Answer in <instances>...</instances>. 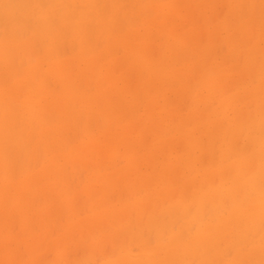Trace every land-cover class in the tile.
<instances>
[{"label": "bare ground", "instance_id": "bare-ground-1", "mask_svg": "<svg viewBox=\"0 0 264 264\" xmlns=\"http://www.w3.org/2000/svg\"><path fill=\"white\" fill-rule=\"evenodd\" d=\"M103 1H106L105 3H106V6L108 7V5H107L108 0H0V28H2L4 25H6L5 28H7V31H5L2 34V36L0 37V66L2 67L3 64L4 65L6 64L5 65V68H6L8 65L9 66L8 70L10 69L11 71H13L12 73L14 74V76H16L15 73L18 74V71L15 69L16 66L14 64L16 62L14 63V59L17 60V58H19V57H21V59L23 57H26V56H24L23 53H21V54H23V57L21 55L16 56L17 52L20 50H23L28 44L31 45V43H33L34 40H35V42L33 43L34 45H35V43H38V42H36L37 41L36 39H38V38L41 39V36L38 37V34H36L37 31H40L39 34H43L45 37H48V39L51 40V41L49 40L50 42L54 43L56 41L54 43V46H53V48L56 49L55 44L58 43L57 41L60 42L59 38L64 37V35L68 36V33H70L72 29L74 30L76 27L81 29V28H83V26H86L85 28L87 30L88 24L86 25V23L90 22L89 20H91V21L93 20L92 18L94 16L92 18H91V16L94 15L95 12H98V11L101 12L102 11L100 6L103 7V11H104L106 6H102L103 4L102 5L100 4ZM111 1L114 2V0H111ZM111 1H110V3H111ZM115 1L116 2H114V3L112 2V6L110 7L112 9H110L108 7L111 11L113 9H116L117 7L119 9V5H117V3L119 4L121 1L120 4H122V1L124 2V0H120V1L118 0L119 2H117V0H115ZM244 1L245 0H243V1L235 0L233 2V0H231L232 3H230V4L231 5L233 3L238 4L237 9L242 8V7L244 8ZM250 1H251V4H254V3H252V0H250ZM189 2H195V1L194 0H184L183 4L186 5V3L188 4ZM77 3H86L87 6H85V9L87 8L86 9L87 11H85V10L82 11L79 8L80 4L78 6ZM138 3L142 4V2H140V0H138ZM4 4L13 5V7L5 8L3 6ZM37 4H40V5H59V6H63V7L48 9L47 10L48 15L51 17V19H49L47 22H44V23H38V18L40 16V10L36 9V8L23 7L25 5H37ZM126 5L127 4H124V5L122 4V6H126ZM109 6H110V4H109ZM142 6H143V4H142ZM131 7H133V6H131ZM134 7H135V5H134ZM99 8H100V10H99ZM121 9H124V8L122 7ZM121 9H119V10H121ZM207 9H208V6H207ZM258 9L259 8L257 6V10ZM119 10H117V11H119ZM126 10L127 9L122 10V11H124V13H125ZM135 10H133V11L131 10L133 12L132 13L133 18H136V17H134V14L136 11H137L136 14L139 13L138 10H136V11ZM139 10L141 11L140 13H142V9L140 8ZM163 10L164 9H162V11ZM174 10H177V8H174ZM198 10H199V8H198ZM253 10L256 11L255 7ZM109 11H107V13ZM242 11L244 12V10H242ZM105 12H106V10H105ZM105 12L102 13L104 15H102V14H101V16L99 15L100 20H102L101 18H103L105 16ZM113 12L111 14H108V16L112 15ZM144 12L146 13V10ZM240 12H241V10H237L235 12V14H233L234 16L236 15L235 18L238 19V17H239V22H240L239 26L241 29L239 28L238 32H241V30L243 31V28H244L243 27L244 26L243 18L247 15V13L245 15V13L243 14L242 12L241 13ZM128 13H130V12H128ZM140 13L137 14L138 16L135 14L138 19H139V16H141V15L143 16V14H144V13H142V14H140ZM151 13L152 12L150 10V15L148 16V14H149L148 13L145 15V19L143 18L144 19L143 24L146 25V28L144 29V31H145L144 35L142 34V31L138 30V28L144 27L143 24H140L137 22H136L137 25L135 24L134 27L132 26V29L127 26L128 31L124 32V30H122L120 27L121 24L119 23L120 22V19H119L120 15L119 16L114 15L115 17L112 15L114 18L118 17L117 20H114V19H112V20L109 19V21L107 20L106 24H109L111 28L109 27V25L107 26L105 24V25L101 26L100 29L98 28V30L96 31L98 36H99L98 37L99 40L104 39V42H102V43H105L106 42L105 39H106L107 43H108V47L113 48L112 51L116 52V53L112 54V57L118 58L117 64L121 63L120 66L122 65V70H123V68H126L125 62H128V63L131 62V65L128 69L134 70L133 72H135V70H136L142 75L141 77L144 78L143 84H142L144 89L148 87V85H147L148 83L144 82L145 77L147 78V75L150 76L151 78H153L154 80H156L157 83H160L159 81H161V82L165 81L166 78H168V79L171 78L172 75H170L169 73L166 74V76L160 75V74H162V68H163L161 66L162 64L160 62L161 61L163 62L165 60V61H168V64H169V62L171 63V56L173 57V54H175L174 56H176V54L182 53L184 48H186L185 44L178 45L179 40H182V38L177 39L176 34H173V32L171 30H169V38H167L168 40L166 42V48H167L166 52L162 51L161 55H160V58L162 57V59H164V60L160 59V62H159V61H157L158 59L157 60L151 59L149 56L150 52L148 53L149 46H150L149 40L152 38L151 36H153L156 33V32H154V34H152V35H150L152 32L149 33V31H151V29H152V28H150V26H151L150 24L156 20V18H151V17H153V14H151ZM229 13H231V12L229 11ZM229 13L227 14V17L229 15ZM256 13H257V11H256ZM98 14H100V13H98ZM132 14H130V15H132ZM241 14H243L244 17ZM248 14H249V12H248ZM254 14H253V16H254V19L256 21L258 18L256 19L255 18L256 15H254ZM125 15L126 16L129 15V14H127V11H126ZM129 16H128V18H129ZM165 16H168V14L166 13ZM89 17H90V19H89ZM96 17H98V16H96ZM229 17H231V16L229 15ZM128 18H126V20H129L132 17H130L129 19ZM250 18H251L250 20L252 21L251 16H250ZM132 19H131V21H132ZM259 20H260L259 23L261 22V24H262V20L261 19H259ZM102 21H104V20H102ZM116 21H119L118 22L119 24H117ZM225 21H226V19H225ZM114 23H116V24H114ZM128 23L130 24V22H128ZM134 23H135V21H134ZM169 23H171V22H169ZM224 23H227V21ZM89 24H91V23H89ZM138 24H139V27H138ZM93 25L94 24L92 23L91 25L88 26V28H90V27L93 28ZM117 25H119V26H117ZM97 26H98V24H97ZM104 26H106V27L104 28ZM124 26H125V24H124ZM102 27H103V29H102ZM229 27L230 26H228V28ZM95 29L96 28H94V30ZM111 29L114 30V32L110 31ZM28 30H32V32L35 33V38L36 37H38V38H36V39L34 38V40L31 39V41H29V42L28 41L27 42H20L21 40H24V39L22 37L17 39L18 33H19V35L22 34L25 38L24 32L26 31L25 33H27ZM1 31H3V30L1 29ZM77 31L79 32V30H77ZM115 31H117V33L119 32V35L115 34ZM21 32H23V33H21ZM81 32L83 33V31H81ZM165 32L160 33V31L157 30V33H159L161 35L165 34ZM218 32L222 33L223 28L221 27L218 30ZM73 33H71V36H73ZM82 33H81V37H82ZM86 33L87 32H85L84 35H87ZM90 33L91 32L89 31V34ZM228 34H230V33L228 32ZM0 35H1V33H0ZM104 35H106V37ZM115 35H117V36H115ZM161 35H159V36H161ZM136 36H138V39L136 38ZM167 36H168V32H167ZM76 37H74V42H75ZM154 37L155 36H153V38ZM157 37H155V38H157ZM221 37H222V35H221ZM95 38L97 39V36ZM153 38H152V40H153ZM224 38H225V40H227L229 45H232L233 43H235V41H234L235 38L232 35L224 37ZM47 40L45 39L44 44L48 43ZM71 40L73 41V38ZM71 40H70V45H71L72 51L73 52L77 51L74 49V44L76 42L75 43L73 42V44H72ZM87 40L84 41L85 43L81 44L82 47L80 46L81 49H84L83 51L80 50V51H82L81 55H83V53H85L84 51H86V52H88L89 55H91L93 60L99 58V62H100L99 69H97V67H96V69L98 70V72L96 73V75L98 74V76H96V77H98V80H96L94 82V84L97 82V84L94 85L96 88V93L92 94L91 91H89L90 88H91V90L93 89V86H92L93 82L90 84L87 81H88L91 73H93L91 76H94L95 74L93 71L92 72L90 71L91 73L88 71L90 74L87 73V67L83 66L86 64L88 65L87 60H86V62L82 61L84 64L82 66H79L78 69L74 68L73 70H70V72L68 69L69 68L68 64L62 63V61H60L58 63L56 61L51 62L50 59L54 60L53 59L54 57H55V60L58 59V56L62 57L61 53L58 52L59 48L56 49V51H55L56 53L53 52V50L51 48L52 54H51V52L49 53V54H51V56H50L51 58L50 57H49V59L46 58L47 59L46 61H48L47 62L48 70L45 73V75L43 74L44 75L43 78H41L42 75H39V73L43 69L42 64L46 61H43V62L41 61L40 63L37 64V66L31 65L32 63H34V62H32L33 58L31 56L32 60H30L31 59L30 56H27V58L30 61H27L26 64H28V62H30L31 64L30 63L29 64L31 66L22 74V75H24L23 78H25L26 81L22 80V81H18V83L16 81V84H14V86L5 87V88H7L5 92H2L0 90V110L3 109V115H4V117L0 121V261L16 260L19 258L24 259L23 256L21 258V254L19 252V251L24 250V249H25V251H28V253H29V258L27 260H40L41 259V257H42V256H40L41 254L38 253L36 251V248H35V242H36L35 238L36 237L34 234L35 231L38 232L39 230L38 229L34 230L35 228H33V227L35 225H38V226H42L44 228L43 225L46 223V221H49V220H47L48 217H47V219H44V218H46L45 216L48 215L51 218L54 217V215H55L54 210H53L54 214L49 215V213H51L52 207L54 206V202L56 203L57 206L59 205V199H58L59 194L55 193L56 184L54 183V181L58 180V177H60V175L63 176V174L67 173L66 170H68L69 166L72 165L73 168L76 169L77 173H78V169H80V168H82V170L87 169L86 171H89V173H90L89 175L87 174L88 179L86 181V185H85L84 190H83V195H85L87 197V202L89 200L92 203L93 213H94L92 217L86 219L85 221L78 218V217H80L79 213L74 212V211H77L76 208L78 206L72 207L71 206L72 204L70 205L71 202L69 200V198H70L69 196H71V195L67 192L68 188H70L69 184L70 185L72 184V186H74L73 184H75L74 183L75 181H74V179L71 181L69 179V176L67 177L68 179L64 178V176L62 177V179L60 178L61 181L64 179L68 180L67 181L68 184L66 182V184L68 186L64 187V189L61 191L60 196L64 199V203L70 205V207H71L70 209L69 208L64 209V207H62V208L58 207V208H60V209H58V210H60V212L58 211L57 215L55 216L57 219L60 218L57 221H60V220L63 221L62 214L63 213L66 214L68 211H70L69 212L70 214L67 215V219H69V221H68L69 223L68 224L66 223L67 225H65L61 230V231H63L61 239H62V241L64 240V242L69 246L71 245V242L72 243L74 242V246L76 245V248H80V247L82 248L83 247L84 253L87 254V255L83 254L85 256L83 257V259H81V261L75 260V258H73L74 262L92 261V256L96 257V255H99V253H100V258L99 259L97 258L93 261L135 260V261H142V262H144V264H184V262H190V260H193L191 262H195L199 258H202L203 262H212V261L218 262V261H226L225 258L229 257V251H231L234 255V257L230 260L250 259V260H255V261L259 262V260L261 259L260 236H261V220H262L261 194H260V175H261L260 164L258 165L259 167L255 171L254 176L251 177L250 173H249L252 170V168L250 170V167L252 164V162H251L252 158L255 155H257L259 160H261V151H260L261 150V116L258 117L259 115L258 116L256 115L258 120L256 121V123H254L255 124L254 127H252V129L249 128L250 130H248L247 133L245 132L246 136L248 137V140L255 139V141H254L255 147H257L258 148L257 150H259V151L255 152V154H253L251 157L247 158L245 152H242L241 150H239L242 152L241 153V152L233 149V147H234L233 143L230 145H227L228 143H225L228 148L227 149L226 148L221 149V151H223L221 153L222 156L220 157L221 162L219 163V166L217 167L218 170L215 172L217 175H219V178H218L219 180H217L216 183L213 181L214 177L212 176V173H209V172L205 173L204 170H202V168L194 167V163L192 161H190L191 155L188 157V155H187L188 152L186 153V151H184L185 153L182 152V154H184V155L186 154L187 156L185 155L182 157L181 155H179V156H181V158H179V156H178L179 160L177 158H176L177 160H174V159L172 160L170 158V159H168V162L166 161L167 159L165 160L166 162H162L163 160L161 158L162 161L161 160H160V162L155 161L156 163H153L151 161H148L149 160L148 158H147L148 160L145 158L148 161V163L149 162L151 163L149 165L152 166V164H154V169L152 168L154 171L152 170L153 173H152V171H151V173H152V177H154L157 181V185H158L157 188L158 189L155 188L156 190H153L154 192L150 191V190H152V189L148 188L149 184H150V177H149L150 173L148 174L149 176H147V174L146 175L143 173L141 174L142 169L140 170V168H138V170L140 171V174H141L139 179H140L141 183L143 184V187H145L147 189V193L145 192L146 195H143L142 198L138 199L133 204H131L129 202V201H131L132 197L130 198V200L128 198L127 199L128 201H120L119 202V200H118V202H117L118 204L110 203L109 205L102 203V201H100V200L95 199L96 195H94L93 189H92L95 187H93V186L100 184V185H102V187H104L103 189H106L109 186L112 188L114 186V184H115V186L117 184L119 185V183H116L117 179L115 176H116L117 172L119 173L121 170L113 173L111 171V169H113V167L116 168V164L119 162V160L121 158L126 159V161H127L126 165L128 168H131L132 166H134L135 164L138 163L137 159H135V156H137L138 154L132 156V155H129V152H128L129 144H131V143L135 144L138 139H134L135 137H133L132 135H130V136H132L133 138L131 137L132 139L131 138L129 139L128 138L129 135L126 136L127 132H125V131L120 132V133H119L120 130L119 131L118 130L113 131L114 121H112V119L106 118L110 114V113L107 114V112H106V114H107L106 117L104 116L105 113H101V116H103L106 119L105 120L106 126L105 125L104 126L107 127V130L104 133H102L99 137H97V138L91 137V133L86 132L87 140L83 141V142L81 141V143H79L78 139L75 138L77 136L74 137V134L77 132H74V134L69 133V134H72L71 137H69V135L67 134V130L70 128V126H73L72 124L74 122H75V125H78V123H79L78 120H80V118L82 116L83 117L88 116L92 119V121L94 120L93 123L95 122V120H96L95 118L97 117V115H99L98 114L99 111H98V113L96 111V107H97L96 103L100 98H103L102 101L100 100L101 101L100 104L102 105V103L106 101L104 99L108 96L107 92H103L104 91L103 90V88H104L103 80H108L109 84H111L112 86H117V84H118L117 78L114 76V72H116V71H113V69H104V65L107 66L105 64L106 62L101 63L104 59H107L106 54H108V53L105 52L106 53L105 54L103 51L104 54L101 53V54L96 56V54H95L96 52H94L93 50L87 51L88 46H89L88 45L89 42ZM91 41H92V39H91ZM97 41H98V39H97ZM40 42H42V40H40ZM81 42H83V41L81 40ZM184 42H187V39ZM96 44H98V43H96ZM36 45L38 46V44H36ZM36 45H35V48H37ZM43 45H41V46H43ZM50 45L51 44H49L48 46H50ZM90 45H91V43H90ZM105 45H106V43H105ZM241 45L244 46V44H241V43H240V46H238V44L236 43L235 46L232 48V51H237V52L240 51ZM97 46L95 45V47H97ZM118 46H121V48ZM43 47L41 49H43ZM92 47L93 46H91L90 48H92ZM27 48L29 49L30 47H27ZM119 48L121 51L119 50ZM39 49H40V47H39ZM97 49H98V47H97ZM114 49H116L117 51H114ZM51 50H49V51H51ZM66 50H64V51H66ZM122 50L124 51V55L119 58L118 56L120 54L118 51L122 52ZM252 50L253 49H251V48H246V49H242L240 51L242 53L241 55H244L246 57L245 62H247V63L250 62ZM25 51H27V49ZM25 51H23V52H25ZM188 52H189V50H188ZM41 53L42 52H40L39 55L37 54L38 58L40 57ZM47 53H48V51L46 52V56H47ZM54 53L57 56V58H56V56H54ZM64 53H66V52H64ZM185 53H186V51H185ZM88 54L85 53L84 54L85 57H88L89 56ZM257 54H259V53H257ZM81 55H79V58L82 57ZM104 55H106V56H104ZM192 55H195V54H192ZM103 56L105 57L104 59H103ZM108 56L110 58L109 54H108ZM180 56L178 55V57H180ZM185 57H187V56H185ZM257 57H258V55H257ZM41 58H42V56H41ZM24 59L25 58H23V60ZM23 60H21L22 63H19V64L25 68L26 65L24 66L25 63ZM75 60H78V56L76 57ZM184 60H186V59L184 58ZM64 61L68 62L67 60H64ZM89 61H90V59H89ZM92 61H91V63H92ZM165 61H164V63H165ZM122 62L124 63V67H123ZM78 63L80 64L81 62H78ZM44 64H46V63H44ZM75 64H77V62L74 63V66H76ZM178 65H180V64H178ZM27 66H29V65H27ZM72 66H73V64H72ZM120 66L117 65L118 68L117 67L116 68L118 70H120L119 69ZM18 67H20V66H18ZM107 67H105V68H107ZM252 67H254V66H252ZM92 68H93V65H92ZM170 68H172V67H170ZM219 68L220 67L216 68L218 73H219L217 78L208 81L203 86L204 89L207 91V93L206 94L204 92L203 93H196V95H195L196 101H193V102L194 103L197 102L198 108L196 111H193L191 114L192 119L194 118L193 115L194 116L199 115V113H201L200 107L202 105H205L206 103L208 104L211 101V99L214 98V95L217 92L220 91L222 94L225 95L226 98L224 101H222V104H221L219 110L217 111V114H212L210 112V109H209V114L211 113L212 116L209 115V117L207 119H205V117H202V119L200 118L201 121H200L199 125H201V126L205 125L207 128L210 129V133H209L210 136L209 137L211 138V141L213 140V138L217 137V136L214 137V135L212 136V133L215 131V129L213 131V126L218 122V120H216V118L220 114H221L220 116H222V115L226 116L229 110H232V111L236 112V114H237V111L240 108V103H239L240 94L242 95V93H250V92H254V90H256L255 88L251 89V87H248L249 85L246 86L247 82L244 80L246 83L244 81H243V83L241 82L242 84L239 83V85L236 86L235 89L232 87L233 85H231V87L234 89V94L228 98L227 93L225 92V89H226L225 81L222 78L223 71H221V69H219ZM202 69L201 70L204 72L206 67L203 66ZM2 70L3 69H0V73ZM93 70L95 71L94 68H93ZM166 70H168V69L166 68L165 71ZM206 70L210 71L209 69H206ZM4 72H5V70H4ZM213 72H215V70ZM6 73L8 74V72H6ZM205 74L207 75V73H205ZM205 74H204V76H205ZM260 74H261V72H260ZM38 76H40V78H41L38 83H41V84H39L37 86L38 83L36 81H34V79L39 78ZM139 76L140 75H138V77ZM138 77H137V79H138ZM0 78H1V76H0ZM23 78H21V79H23ZM90 78L93 79V77H90ZM19 79H20V77H19ZM250 79L251 80L253 79L252 76H250L249 80ZM13 80L14 79L12 78V81ZM119 80H120V78H119ZM154 80H152L153 83H155ZM157 80H159V81H157ZM5 81H7V79ZM141 81H142V79H141ZM191 81H193V80H191ZM50 82H54L62 88L61 92L58 95H56V97L54 96V94L56 93L55 92L56 88L54 91L52 89H51V91H49V89H45V85L47 83H50ZM195 82H196V80H195ZM78 83L79 84L82 83L80 89L76 88V87H80V85ZM171 83H172V80H171ZM178 83H176L177 88L179 86ZM198 83L200 84L201 82H198ZM3 84H4V82H3ZM131 84H133V83H131ZM160 84H162V83H160ZM163 84H166V82H163ZM191 84H193V83H191ZM6 85L7 84H4V86H6ZM168 85H169V83H168ZM171 85H170V88L173 86V85L172 86ZM198 85H195V86H198ZM0 86H1V84H0ZM159 86H161V85H159ZM167 86H164V87L161 86V87L165 88ZM184 86H185V82H184ZM191 86H193V85H191ZM261 86L264 87V82L261 83ZM107 87H109V86H107ZM151 87L154 88L153 86H151ZM156 87H157V85L155 86V88ZM155 88L151 89V90H155L154 92L156 95L157 89H155ZM168 88H169V86L167 88H165V90H167ZM177 88L172 87V89H174V90H176ZM185 88H186V86H185ZM132 89H133V87H132ZM190 89L186 88V90H190ZM197 89H199V86H198V88H196L194 90H197ZM122 90H123V88H122ZM137 91H139V90H137ZM192 91L193 90H191V93L194 92V91L193 92ZM57 92H58V90H57ZM140 92H141V90H140ZM154 92H153V95H154ZM197 92H198V90H197ZM127 93L128 92L119 93L118 95L120 96L121 99L127 100V96H126ZM134 93H136V90ZM134 93H133V95H135ZM150 93H151V91H150ZM169 93H171V92H169ZM229 93H230V91H229ZM255 93L257 94L258 91L256 90ZM129 94H131V92L128 93V96H129ZM146 94H148V92ZM160 94H158V95H160ZM182 95H184V94H182ZM119 96L115 97V95H114L115 98L113 99V101L116 100V98ZM135 96H133V97H135ZM137 96H138V94H137ZM150 96H152V95H150ZM179 96H181V95H179ZM8 97H9V99H8ZM129 97H131V96H129ZM133 97H131V100L133 99ZM156 97H160V96L156 95ZM171 97H172V99H174L172 94L170 95L169 98L171 99ZM183 97H182V99H183ZM190 97H193V96H190ZM215 97H217V96H215ZM112 98H111V101H112ZM149 98H151V97H149ZM186 98H187V96H186ZM126 100H124V102ZM129 100L130 99H128V101ZM157 100L160 101V99H158V98H157ZM176 100H178V99L176 98ZM184 100H185V97H184ZM192 100H194V99H192ZM141 101H142V99H141ZM146 101H147V99H146ZM159 101H157V103L155 102V104L159 105L160 104V103H158ZM178 101H174V103L178 102ZM254 101H252L253 105H254ZM259 101H261V100H259ZM122 102L123 101L122 100L120 101V99H118V101H117V103H120L119 104L120 110H122V108H121ZM180 102H182V101H180ZM256 102L259 103L258 100ZM137 103H139V100L136 101L135 104H137ZM190 103H192V102H190ZM107 104H108V102H107ZM127 104H128V102H127ZM133 104H134V102H133ZM162 104L163 103L160 104L161 105L160 107L162 109L160 113H162V114L166 113L165 114L166 117L163 118L164 119L163 121L169 122V124H170L174 121V120L170 121L172 119V116H173L172 111L170 109H168L167 107H162ZM126 105H123V108H125ZM213 105H215V104H213ZM213 105L211 107H213ZM137 106H138V104H137ZM157 107L158 106H156L155 108H157ZM109 108L110 107L108 106V109ZM133 108L137 109V111L139 112V110H138L139 107L137 108L135 105V107H133ZM104 109H106V108H104ZM183 109H184V106H183ZM115 110H116V108H115ZM117 110L119 111V109H117ZM109 111L110 110H108V112ZM124 111H126V109ZM142 111L143 110L141 109L140 112H142ZM175 111H177V110H174V112ZM111 112H112L111 114L113 115L114 113L112 110H111ZM130 112H131V109H130ZM140 112L138 114H140ZM115 113H117V111H115ZM127 113H129V112H126L125 114L127 115ZM134 113L135 112L133 111V114ZM182 113H180V114H182ZM207 113H208V110H207ZM207 113H206V115H207ZM133 114H131V115H133ZM191 115L188 116L187 120L191 117ZM203 115H204V111H203ZM121 116H123V114ZM121 116H120V118H121ZM144 116H146V115H144ZM183 116L186 117L185 114H183ZM230 116H228V118H230ZM253 117H255V116L253 115ZM84 118H82L83 121L86 120V119L84 120ZM124 118H126V117H124ZM155 118H157V117L154 115L151 117V119H149L150 125L155 123L154 122ZM250 118H251V116H249V119ZM139 119H137V122ZM145 119H143V120H145ZM19 120H20V122H18ZM128 120H130V119H128ZM141 120H142V118H141ZM176 120H178V119H176ZM187 120H186V118L181 119L180 123L178 121H176V122H178V124H176L175 128H176V131L181 133V135H183L186 138V140H187V138L189 139V148L196 147L199 145L200 142L198 143V140L195 141V140H193V138L191 139L190 134L187 132V129L190 128L191 126L188 127L185 125ZM230 120H231V122L229 121L230 126L227 129H229L231 137L235 138V136H243L245 130L241 129L242 126H239L238 124L233 123L232 119H230ZM87 121L89 122L88 119H87ZM120 121L121 120H119V122ZM124 121H125V119H124ZM248 121H250V120H248ZM76 122H78V123L76 124ZM119 122H118V124H119ZM224 122H226V121H224ZM89 123H91V122H89ZM84 124H86V123H84ZM250 124H251V122H250ZM79 125H81V124H79ZM97 125L100 126V124H97ZM140 125H141V123H140ZM174 125H175V123H174ZM222 125L223 124L221 122V126ZM81 126H78V127H81ZM87 126H88V124H87ZM78 127H76L77 130H79ZM92 127H93V125H92ZM100 127H102V126H100ZM135 127H137V126H135ZM164 127L165 126L163 125V128ZM84 128H85L84 129V131H85L87 129V127H84ZM124 129H126V127ZM80 130L83 131L81 128H80ZM87 130H90V129H87ZM84 131H83V133L85 134ZM134 131H135V133L134 132L133 133L136 134L137 131L135 129H134ZM96 132H98V131H96ZM169 132L170 133H168V134H172L171 131H169ZM206 132H207V130H206ZM225 132H228V130ZM125 133H126V135H125ZM216 133L218 134L217 130H216ZM216 133H214V134H216ZM80 134H82V133H80ZM80 134H79V136H80ZM202 134H203V138H204L206 134L205 135H204V133H202ZM202 134H200V135H202ZM94 135H95V133H94ZM166 135H165V137H166ZM230 135L228 134V136H230ZM67 136H68V140H67ZM135 136H137V135H135ZM149 136H151V138H152V135H149ZM183 136H181V137H183ZM226 136H225V138H226ZM73 137L75 139H77L78 144H74L73 147H70L71 146L70 145L71 144L70 138L72 139ZM80 137L83 138V136H80ZM157 137H159V136H157ZM162 137H164V136H162ZM125 138L126 139L128 138V140H125ZM151 138L149 140H151ZM157 139L159 140V138H157ZM176 139H178V137ZM207 139L210 141L209 138H207ZM158 140L157 141L155 140V142H158ZM73 141H75L74 143H76V140H73ZM147 141H148V138H147ZM183 141L185 142V140H182V141L180 140V142H183ZM68 142H70V143L68 144ZM224 142H226V141H224V139H223V143ZM245 142H246V140H245ZM172 143H174V142H171V144ZM213 143L214 142H212L211 144H213ZM58 145H59V148H58ZM183 145L185 146V144H183ZM178 146L180 148L181 144ZM186 146H187V143H186ZM133 147L136 148L137 144H136V146H133ZM142 147L144 149V145L143 146L141 145V147H140L141 152H142ZM174 147L176 149V146H174ZM238 147H239V145H238ZM241 147H242V145H241ZM249 147H250V145H249ZM98 148L100 149V151L98 153V156L96 157V154H95L96 151H95V153H93V150L98 149ZM31 149L34 150L31 152L34 153V155L37 154L38 157H39V155H42L43 153H45V155L47 156V159L44 162L42 169H37L38 165L37 166L35 165L36 166L35 169H33V166H31V165H27L29 162L25 161V159H27L26 157L29 156V154L31 153L30 152ZM129 149H131V148H129ZM151 149H152V147H151ZM182 149H183V147H182ZM248 149L250 150V148H248ZM169 150H171V149H168V151ZM186 150H187V147H186ZM246 150H247V148H246ZM38 151H41L42 153L40 154ZM58 151H60V154H58ZM137 151H138V149H137ZM146 151H148V150L143 151L145 153L142 152V154H146ZM165 151H166V149H165ZM176 151H174V152H176ZM181 151H183V150H181ZM201 151H200V154H202ZM251 151H252V149H251ZM157 152H158L157 154H159V149L157 150ZM9 153L10 154L15 153L17 155V156H15L16 158L13 156L16 160L14 159L13 162L15 164L12 168L10 165V163H11L10 160H12V158L10 157L11 155ZM247 153H250V152L247 151ZM24 154H26L27 156L25 157ZM93 154H95V156ZM23 155L25 158L22 157ZM146 155H148V154H146ZM237 155H239V156H237ZM42 156L45 157L44 154ZM42 156H40V157H42ZM173 156H175V154ZM173 156H171V157L174 158ZM215 156H216V154H215ZM233 156L234 157L237 156L238 159L235 157L236 159L233 160ZM20 157H22L23 160ZM32 157H34L33 154H31V159L32 160L35 159ZM160 157H158V158H160ZM42 158H40V159H42ZM145 159H143V160H145ZM215 159H217V158H215ZM211 161H212V163H214L213 160H211ZM34 162H35V160H34ZM34 162L32 161L30 163H34ZM176 162H178L180 164H181V162L186 163L187 166H185V167L188 171V174H187V171H185L184 173H182V176H181L182 180L185 182V184L183 183L184 184V187H183L184 188V194L181 196L176 195L174 192V189H172L173 188L172 185L176 182H174V180L171 178L170 174H171L172 167ZM35 163L37 164L39 162L36 161ZM119 163H121V162H119ZM119 163L117 166L121 165ZM141 163L146 164L147 162L146 163L141 162ZM208 164H209V162H208ZM32 165H34V164H32ZM212 165L213 164L210 163V166H209L210 169L211 168L213 169V167L216 168V166H214V165L212 166ZM206 166H208V165H206ZM143 167H145V166H143ZM209 167H207V168H209ZM134 168H135V166H134ZM145 168H147V167H145ZM123 170H127V168L124 167ZM138 170H136V172H139ZM76 171H74V172H76ZM207 171H209V170H207ZM14 173H16V176L18 175L20 177L21 180L19 182L15 181L16 176L14 175ZM74 174L75 173H73V175ZM78 174H76V177ZM191 175H194L197 177H199V175H200V177L203 178L202 180H206L203 182L204 183L206 182V184H208L207 187H209V190L204 191V189H201L203 186L199 190H197V188H195L194 189L195 192L193 193V195L191 197L192 200L188 201L189 199H187V191H186L188 188L187 187V179H189L191 177ZM74 176H71V177L73 178ZM80 177H82V176H80ZM167 178H168V181L165 182ZM69 181H71V182H69ZM131 181H133V180H131ZM136 181H139V180H137V178H136ZM59 184L60 183H58V185ZM152 184L153 183H151L150 185H152ZM58 185H57V187H59ZM134 186H135V184H134ZM180 186L182 187V185H180ZM121 187H123V186H121ZM129 187H131V185L128 186V188ZM124 188H125V186L123 187V189ZM152 188H153V185H152ZM58 190H59V188H58ZM143 190H144V188H143ZM143 190H141V192ZM180 190H179V192H180ZM98 191H100V190L98 189ZM105 191L106 190L103 191L102 196H107V194L109 196L108 191L106 194L104 193ZM125 191H126V189H125ZM71 192H73V191H71ZM123 193H125V192H123ZM135 193H137V191ZM137 194L141 195L142 193H137ZM55 196H57L56 197L57 202L54 201ZM79 196H80V194H79ZM127 196H129V195H127ZM127 196H125V198ZM75 199L76 198H74V200ZM110 199H111V197H110ZM105 201H108V198H106ZM112 202H114V200ZM45 203H48L49 207L42 208L41 206L44 205ZM148 203H154V204H156V205L158 204V205H157V207L155 206L154 209L152 208L151 212L149 211L150 217H149L147 227H146V225L144 224L146 220L144 218H146L147 215H146V217H144L145 213H143L142 209ZM35 204L36 205L38 204V208H36L37 206ZM77 204H79V203H77ZM82 205H80V206H82ZM87 205H88V203H87ZM159 205H161V207ZM63 206H64V204H63ZM158 206L160 207V209ZM74 207H75V210L73 209ZM132 208H135L136 218L135 219H132V218L122 219V216H124V215H126V217H128L127 214H125V213L133 210ZM144 209H146V208H144ZM72 210H74V211H72ZM60 213H61V215H58ZM131 214H133L132 215V217H133L135 215V212L131 213ZM143 214H144V216H142ZM76 215H78V216H76ZM142 217H143V219H142L143 223L141 220ZM56 218L50 219V221L54 220V222H56ZM182 222H183V224L180 226V224ZM63 223H64V221H63ZM46 224L48 226V223H46ZM58 224L56 223V226ZM143 224L146 227V229L151 230V232L154 234L156 233V235H154L155 240L153 238L152 239L150 238L151 240H154L155 243L150 242V240L149 241H142V243L140 245V250H139L140 254L138 253L136 255H128L126 250H124L122 248H124V246L128 245L127 243L125 244V242H128L127 238H129L128 240H130V238L135 237V238H132V240H136L140 236V239L141 240L143 239L141 236L142 235L141 233L143 232V230H145V232L147 233L145 227H142ZM6 225H8V226L6 227ZM9 225H10V228H8ZM50 226H49V228H50ZM193 226H195V230H192ZM16 227L19 228V231H18L19 233L17 232L18 234L14 233V229ZM111 227H115L117 231L114 232V229ZM49 230H51V229H49ZM110 230H112L113 233H110L111 232ZM154 230H155V232H154ZM78 231L81 232L80 233L81 235L79 234V236H80L79 238H78V233L76 234V232H78ZM84 231H86V234L84 233L85 235L83 234ZM75 234L77 236H75ZM43 235H45V234H43ZM150 235H152V234H150ZM38 238H40V237H37L36 240H38ZM125 239H126V241H125ZM41 242H42V240H41ZM44 242H46V241H44ZM90 242H92V243H90ZM108 242L110 244L114 245V246H112V249L110 248L111 250L109 249L110 252H112L113 247H114L115 251H113L112 254H110V252L109 253L107 252L108 254L106 253L107 248L105 250L104 249L101 250V248L105 245V243H108ZM120 242L123 243L122 248L120 247L121 246L119 244ZM133 242L130 241L129 245H131ZM118 244L120 245L119 247H118ZM137 244H138V242H137ZM10 245H12L11 248H9ZM36 245H37V243H36ZM69 246L67 247L68 249H70ZM71 246H73V244ZM110 247H111V245H110ZM53 248H52V250H53ZM83 248H82V250H83ZM119 248L122 249V251L117 252V250L119 251ZM57 251L59 252L60 250H57ZM58 252H56V254ZM19 254H20V256H19ZM47 255H46V257H47ZM73 255H74V253H73ZM63 256H62V258H63ZM86 256H88V257H86ZM197 257H198V259H197ZM63 260H68V258L63 259Z\"/></svg>", "mask_w": 264, "mask_h": 264}, {"label": "rangeland", "instance_id": "rangeland-1", "mask_svg": "<svg viewBox=\"0 0 264 264\" xmlns=\"http://www.w3.org/2000/svg\"><path fill=\"white\" fill-rule=\"evenodd\" d=\"M110 1L111 0H108V3H107V5H108V7L110 8L111 6H112V2L113 1H111V3H110ZM120 1V0H119ZM118 0H117V2H119ZM136 1V2H135ZM156 1V2H155ZM195 2H189L188 4L186 3V5L185 4H183V2H184V0H140V2H142V4H143V6H142V4L141 3H138V0H124V2L122 1V4L124 5V4H127L126 6H122V4H120L121 3V1H120V3L118 4L117 3V5H119V9H121L122 7L124 8V9H121V10H119L118 9V7L116 8L117 10H119V11H117L116 9H113L112 11L110 10V9H112V8H108L107 6H106V1H103L102 3H100L102 6H106L105 7V9H104V11H103V7H101L100 6V8H101V12L100 11H98V12H95L94 13V15H90L91 16V18L94 20H89L90 22H87L86 23V25H87V30H86V26H83V28H81V29H79V28H75L74 30L72 29L71 30V32L70 33H68V36H66V35H64V37H61V38H59V40H60V42L59 41H57L58 43V45L57 44H55L56 46V49L57 48H59L58 49V52H60L61 53V56L62 57H59L58 56V59H56L55 60V57L53 58L54 60H52V59H50L51 60V62L52 61H56L57 63L58 62H60V61H62V63H66V64H68V69H69V72H70V70H73L74 68H76V69H78V67L79 66H82L84 63V61L86 62V60H87V63H88V65L86 64V65H83L84 67H87V73H89L90 71L92 72H94V76H91L93 73H91V75H90V77H93V79H91L90 77H89V79H88V83H92L93 82V89L91 90V88H90V90L89 91H91V93L93 94V93H96V88H95V86L94 85H96L97 84V82L94 84V82L96 81V80H98V77H96V76H98V74L96 75V73L98 72V70L97 69H99V66H100V62H99V58H97V59H95V60H93V58L91 57V55H89L88 54V52H86V51H84L85 53H87L89 56L88 57H85V53H83V55H81V53H82V51L84 50V49H81V47H82V45L81 44H83V43H85L84 41L85 40H87L89 43H88V49H87V51L88 50H93L94 52H96L95 54H96V56L97 55H99V54H104L105 52H107L109 55H110V58H109V56H108V54H106V55H104V56H106L107 57V59H104L105 57L103 56V61L101 62V63H103V62H106L105 64L108 66H105L104 65V69H113V71H116V72H114V76L117 78V81H118V84H117V86H112L111 84H109V81L108 80H103V82H104V88H103V92H107L108 93V96L104 99V100H106L105 102H103L102 103V105L100 104L101 103V101H102V99L103 98H100L98 101H97V103H96V111H97V113H98V111H99V115H97V117L95 118L96 120H95V122L93 123V121H92V119L90 118V117H88V116H82L81 118H80V120H78V122H76V124L78 123V125H75V122L72 124L73 126L75 125L76 127H78V126H81V127H78L79 128V130H80V128L84 131V127H87V129H90V130H85L84 132H85V134L83 133V131H79V130H77L76 129V127L74 128L73 126H70V128L67 130V134L69 135V137H71V135L72 134H74V132H77V133H75L74 134V137L75 136H77V137H75V138H77L78 139V142L79 143H81V141L83 142V141H86L87 140V135H86V132L87 133H91V137H94V138H97V137H99L102 133H104L106 130H107V127H105L106 125H105V123H106V119L103 117V116H101V113H105V117L107 116V114H109V116H107L106 118H109V119H112V121H114V128H113V131L114 130H120L119 131V133L120 132H123V131H125V132H127V135H126V133H125V135L126 136H128L129 135V139L133 136V137H135L134 139H138L137 140V142L135 143V144H132L131 142V144H129V146H128V152H129V155H132V156H134V155H137V156H135V159H137V161H138V163L137 164H135L134 166H135V168H134V166H132L131 168H128L127 167V161H126V159L125 158H121L120 160H119V162H121V163H119V164H121V165H119V166H117L118 165V163L116 164V168L115 167H113V169H111V171L114 173V172H117V171H119V170H121L119 173L117 172V174H116V179H117V182L116 183H119V185L117 184L116 186H115V184H114V186L111 188L110 186L108 187V188H106V189H103L104 187H102V185H95V186H93V187H95V188H92L93 189V193H94V195H96L95 196V199L96 200H100V201H102V203H105V204H110V203H115V204H118L117 202H118V200H119V202L120 201H128L127 199L129 198V200H130V198H131V201H129L131 204H133L135 201H137L138 199H140V198H142L143 197V195H146L145 194V192L147 193V189L145 188V187H143V184L141 183V181H140V179H139V177L141 176V174L143 173V174H147V176H149L150 177V184L151 183H153L152 185H153V188H152V185H150L149 184V189H152V190H150L151 192H154L153 190H156L155 188H157L158 187V185H157V181H156V179L154 178V177H152V173H153V169H154V164H152V166L151 165H149V164H151L150 162L148 163V161H151V162H153V163H156L157 161H159L160 162V160H161V158H162V162H168V159H174V160H179V158H181V156L183 157V156H185L184 154H182V152H184V151H186V153H187V155H188V157L190 156V161H192L193 163H194V167H196V168H202V170H204V172L205 173H207V172H209V173H212V176L214 177L213 178V181L216 183L217 182V180H219L218 178H219V175H217L215 172L218 170V166H219V163L221 162V156H222V152L223 151H221V149L222 148H228L227 147V145H230V144H232L233 143V149H235L236 151H239V150H241L242 152H245L246 153V157L247 158H249V157H251L253 154H255V152H258L259 150H257L258 148L257 147H255V139H252V140H248V137L246 136V134H245V132L247 133L248 132V130H250L249 128H251L252 129V127H254V123H256V121L258 120V118L256 117V115L258 116V117H260L261 116V101H259V100H261V91H262V88H264V87H262L261 86V83L262 82H264V79H262V58H264V31H262V24H261V22L259 23V19H261L262 20V18H261V10H260V0H252V3H254V4H251V1L250 0H245L244 1V8L242 7V8H238L237 9V6H238V4H230V3H232L231 2V0H194ZM235 0H233V2H234ZM241 1H243V0H241ZM247 1V2H246ZM250 1V2H249ZM114 2H116L115 0H114ZM113 2V3H114ZM136 3V4H135ZM197 3V4H196ZM202 3V4H201ZM79 4H80V6H79ZM109 4H110V6H109ZM129 4V5H128ZM200 4V5H199ZM226 4V5H225ZM254 5V7H255V10L257 11V13H256V11H254L253 9H254V7H248L249 5ZM77 5L79 6V8L83 11V10H85V11H87L86 9H85V6H87L86 5V3H77ZM134 5H135V7H134ZM99 6V5H98ZM115 6V5H114ZM113 6V7H114ZM131 6H133V7H131ZM200 6V7H199ZM207 6H208V9H207ZM257 6H258V10H257ZM127 7V8H126ZM131 7V8H130ZM157 7V8H156ZM100 8H99V10H100ZM133 8V9H132ZM141 8L142 9V13H144L143 14V16L141 15V16H139V19L137 18V14H139L141 11L139 10V9ZM174 8H177V10H174ZM198 8H199V10H198ZM230 10H229V9ZM111 11H109V10ZM125 9H127L126 11H127V14H132L133 12V10H138V12L139 13H137L136 14V12H135V14L137 15H135L134 14V17H136V18H133V14L132 15H128L129 16V18L130 17H132L131 19H132V21H131V19H129L128 18V16H126L125 15V13H126V11H125V13H124V11H122V10H125ZM162 9H164L163 11H162ZM105 10H106V12H105ZM132 10V11H131ZM146 10V13L144 12ZM150 10H151V14H153V17H151V18H156V20L153 22V23H151L150 25V28H152L151 29V31H149V33H151L150 35H152V34H154V32H156L153 36H155V37H157V38H153V36H151L152 38H153V40H152V38L149 40V51H148V53L150 54L149 56H150V58L151 59H154V60H157V61H159L160 62V59L161 60H164V59H162V57L160 58V55H161V52L163 51V52H166V42H167V38H169V30H171L172 32H173V34H176V38L178 39H180V38H182V40H179V44L178 45H183V44H185V47L186 48H184V50H183V52L182 53H180V54H176V56H174L175 54H173V57L171 56V63L169 62V64H168V61H165V63H164V61L162 62H160L161 64V66L163 67L162 68V74H160V75H163V76H166V74H170V75H172V77L171 78H166V80L165 81H163V82H166V84H163V82H161V81H159V80H157V81H159L160 83H162V84H160V83H157L156 82V80H154L153 78H151L150 76H148L147 75V78L145 77V80H144V82H146V83H148L147 85H148V87L147 88H143V86H142V84H143V77H141L142 75L138 72V71H136L135 70V72H133L134 70H129L128 68L130 67V65H131V62H125V65H126V68H123V70H122V65L120 66V64L121 63H118L117 64V60H118V58H116V57H112V54H114V53H116V52H113L112 50H113V48H110V47H108V43H107V40L105 39V43H106V45H105V43H102V42H104V39H102V40H99V36H98V34H97V30H98V28L100 29V27L101 26H103V25H105L106 24V22H107V20L109 21V19L110 20H112V19H114V20H117V18H114L115 16L114 15H116V16H119L120 18V22L119 21H116L117 22V24H121L120 25V27H121V29L122 30H124V32H126V31H128L127 29H128V27H130L131 29H132V26L134 27L135 26V24H136V22L137 23H140V24H143L144 23V19H145V15L146 14H148V16L150 15ZM153 10V11H152ZM231 12V13H229V11ZM237 10H241V12L244 14L245 13V15H246V13H247V15L244 17V15L243 14H241L244 18H243V23H244V28H243V31L241 30V32H238V30H239V28H240V26H239V24H240V22H239V17H238V19L237 18H235V16L233 15V14H235V12ZM242 10H244V12L242 11ZM107 11H109L108 13H107ZM114 11V12H113ZM253 11V12H252ZM103 12H105V16L103 17V18H101L102 20H104V21H102V20H100V16H101V14L103 13ZM113 12V16L112 15H109L108 16V14H111ZM123 12V13H122ZM128 12H130V13H128ZM229 13V15L231 16V17H229V15H228V17H227V14ZM240 12V13H241ZM248 12H249V14H248ZM260 12V13H259ZM98 13H100V14H98ZM107 13V14H106ZM142 13H140V14H142ZM168 14V16H165V14ZM227 13V14H226ZM255 13V14H254ZM259 13V14H258ZM253 14L254 15H256V21H255V19H254V16H253ZM258 14V15H257ZM100 15V16H99ZM102 15H104V14H102ZM96 16H98V17H96ZM107 16V17H106ZM165 16V17H164ZM238 16V15H237ZM250 16L252 17V21L250 20L251 18H250ZM125 17V18H124ZM227 17V18H226ZM260 17V18H259ZM126 18H128L129 20H126ZM144 18V19H143ZM89 19H90V17H89ZM225 19H226V21H227V23H224V22H226L225 21ZM139 20V21H138ZM127 21V22H126ZM134 21H135V23H134ZM104 24H103V23ZM119 22V23H118ZM128 22H130V24L128 23ZM169 22H171V23H169ZM89 23H93L94 25H93V28H88V26L89 25H91V24H89ZM101 23V24H100ZM224 23V24H223ZM231 23V24H230ZM259 23V24H258ZM97 24H98V26H97ZM114 24H116V23H114ZM124 24H125V26H124ZM133 24V25H132ZM226 24V25H225ZM107 26L109 25V24H106ZM137 25V24H136ZM169 25V26H168ZM242 25V24H241ZM97 26V27H96ZM117 26H119V25H117ZM128 26V27H127ZM143 28H138V30H140V31H142V34L144 35L145 34V31H144V29L146 28V25H144L143 24ZM207 26V27H206ZM228 26H230L229 28H228ZM6 27V25H4L2 28H0V33H1V35H0V37L2 36V34L5 32V31H7V28H5ZM106 26H104V28H105ZM109 27H110V25H109ZM125 27V28H124ZM138 27H139V24H138ZM223 28V32L222 33H219L218 32V30L220 29V28ZM94 28H96L95 30H94ZM111 28V27H110ZM226 28V29H225ZM1 29L3 30V31H1ZM5 29V30H4ZM102 29H103V27H102ZM231 29V30H230ZM241 29V28H240ZM69 30V29H68ZM77 30H79V32L77 31ZM83 31V33L81 32V31ZM85 30V31H84ZM94 30V31H93ZM134 30V29H133ZM157 30H159L160 31V33H164L165 31V34H159V33H157ZM231 32H230V31ZM30 31V32H29ZM89 31L91 32L90 34H89ZM110 31H112V32H114V30H110ZM262 31V32H261ZM26 32V31H25ZM25 32H24V35H25ZM39 32L40 31H37V33L36 34H38V37H40L41 36V39H39L38 37H36V38H38V39H36L35 38V33H33L32 32V30H28V32L27 33H29L30 35H31V37L32 38H30V39H26V38H24V36L22 35H19V33H18V37H17V39L18 38H20V37H22L24 40H21L20 42H29V41H31V39L32 40H34V38L37 40L36 42H38V43H35V45L36 44H38V46H37V48H35V45L33 44L34 42H35V40H34V42L33 43H31V45L30 44H28L23 50H20V51H18L17 52V55L16 56H22L23 57V54H24V56H26V57H23V58H25L24 60H23V58L21 59V57H19V58H17V60L16 59H14V65L16 66L15 67V69L18 71V74L17 73H15V75L16 76H14V74L12 73L13 71H11L10 69V71L8 70V65H7V67L5 68V65L3 64L2 65V67L0 68V69H3L2 71H1V73H0V76H1V78H0V84H1V86H0V90L2 91V92H5L6 91V89L7 88H5V87H9V86H14V84H16V81H17V83H18V81H22V80H25L26 81V79L25 78H23V76L24 75H22L23 74V72H25L31 65H35V66H37V64L38 63H40L41 61L43 62V61H46L47 59H49V57L51 56V54H52V50H53V52H55L56 51V49L55 48H53V46H54V43L56 42H54V43H52V42H50L51 40L50 39H48V37H45L43 34H39ZM74 32V33H73ZM82 33V37H81V33ZM85 32H87L86 34L87 35H84L85 34ZM96 32V33H95ZM167 32H168V36H167ZM228 32L230 33V34H228ZM21 33H23V32H21ZM66 33V34H67ZM71 33H73V36H71ZM115 34H118L119 35V32L117 33V31H115ZM161 35V36H159V35ZM178 34V35H177ZM222 35V37H221V35ZM33 35V36H32ZM77 37H76V36ZM218 35V36H217ZM230 35H232L235 39H234V41H235V43H233L232 45H229L228 44V42H227V40H225V38L224 37H227V36H230ZM71 36V37H70ZM93 36V37H92ZM97 36V39H98V41H97V39L95 38ZM105 37H106V35H104ZM115 36H117V35H115ZM220 36V37H219ZM74 37H76L75 38V42L77 43H75L74 42ZM80 37V38H79ZM84 37V38H83ZM91 37V38H90ZM218 37V38H217ZM44 38V39H43ZM73 38V41L71 40ZM136 38L138 39V36H136ZM165 38V39H164ZM220 38V39H219ZM45 39L47 40V44H44L45 42ZM90 39V40H89ZM91 39H92V41H91ZM164 39V40H163ZM187 39V42H184L185 40ZM39 40V41H38ZM40 40H42V42H40ZM50 40V41H49ZM70 40H71V43L73 44V42L75 43L74 44V49L75 50H77V51H72V48H71V45H70ZM81 40L83 41V42H81ZM97 42H96V41ZM65 43H64V42ZM91 41V42H90ZM158 43H157V42ZM162 41V42H161ZM161 42V43H160ZM41 43V44H40ZM44 45H43V44ZM90 43H91V45H90ZM96 43H98V44H96ZM102 43V44H101ZM238 44V46H240V43L241 44H244V46H242L241 45V50L242 49H246V48H251V49H253L252 51H251V59H250V62H245L246 61V57L244 56V55H241L242 53L240 52V51H232V48L235 46V44ZM49 44H51L50 46H48ZM94 44V45H93ZM187 44V45H186ZM30 45V46H29ZM41 45H43V46H41ZM47 45V46H46ZM60 45V46H59ZM95 45L98 47V49H97V47H95ZM100 45V46H99ZM103 47H102V46ZM105 45V46H104ZM155 45V46H154ZM158 45V46H157ZM160 45V46H159ZM214 45V46H213ZM32 46V47H31ZM68 46V47H67ZM81 46V47H80ZM91 46H93L92 48H90ZM157 46V47H156ZM162 46V47H161ZM27 47H30L29 49L27 48ZM35 49H34V48ZM39 47H40V49H39ZM43 47V49H41ZM118 47H120L121 48V46H118ZM117 47V48H118ZM159 47V48H158ZM161 47V48H160ZM189 47V48H188ZM46 48V49H45ZM49 48V49H48ZM51 48H52V50H51ZM62 48V49H61ZM77 48V49H76ZM100 48V49H99ZM120 48H119V50H120ZM27 49V51H25ZM45 49V50H44ZM66 50V51H64V50ZM200 49V50H199ZM210 49V50H209ZM40 50V51H39ZM42 50V51H41ZM48 51V53H47V56H46V52ZM49 50H51V51H49ZM61 50V51H60ZM80 50H82V51H80ZM107 50V51H106ZM188 50H189V52H188ZM195 52H194V51ZM199 50V51H198ZM207 50V51H206ZM22 51V52H21ZM23 51H25V52H23ZM31 51V52H30ZM40 52H42L41 54H40V57L38 58V56H37V54L39 55V53ZM44 51V52H43ZM103 51H104V53H103ZM114 51H117L116 49H114ZM121 51V50H120ZM120 51H118L119 52V58L120 57H122L123 55H124V51L122 50V52H120ZM159 53H157V52ZM185 51H186V53H185ZM197 51V52H196ZM27 52V53H26ZM51 52V54H49ZM64 52H66V53H64ZM117 52V53H118ZM20 53V54H19ZM21 53H23V54H21ZM44 53V54H43ZM56 53V52H55ZM55 53H54V56H56L55 55ZM76 53V54H75ZM257 53H259V54H257ZM29 54V55H28ZM34 54V55H33ZM69 54V55H68ZM78 54V55H77ZM186 54V55H185ZM190 54V55H189ZM192 54H195V55H192ZM59 55V54H58ZM79 55H81L82 57H80L79 58ZM159 55V56H158ZM178 55L180 56V57H178ZM253 55V56H252ZM257 55H258V57H257ZM261 55V56H260ZM27 56H30V58H31V56H32V58H33V60H32V58L30 59V60H32V62H34V63H30V62H28V64H26V62L27 61H30L28 58H27ZM34 56V57H33ZM41 56H42V58H41ZM78 56V60H75L76 59V57ZM87 56V55H86ZM185 56H187V57H185ZM195 56V57H194ZM64 57V58H63ZM92 59H91V58ZM155 57V58H154ZM158 57V58H157ZM260 57V58H259ZM16 58V57H15ZM47 58V59H46ZM51 58V57H50ZM56 58H57V56H56ZM60 58V59H59ZM180 58V59H179ZM184 58L188 61H186V60H184ZM27 59V60H26ZM44 59V60H43ZM89 59H90V61H89ZM179 59V60H178ZM255 59V60H254ZM21 60H23L24 61V66L26 65H29V66H25V68L23 67V66H21L19 63H22V61ZM64 60H67L68 62H65ZM75 60V61H74ZM93 60V61H92ZM178 60V61H177ZM194 60V61H193ZM210 60V61H209ZM260 60V61H259ZM83 61V62H82ZM91 61H92V63H91ZM259 61V62H258ZM47 62L48 61H46V62H44V63H46V64H42V67H43V69L40 71V73H39V75H42L41 76V78H43V76L45 75V73L47 72V70H48V67H47ZM75 62H77V64H75L76 66H74V63ZM78 62H81L80 64L78 63ZM216 62V63H215ZM31 65H30V64ZM22 64V65H23ZM72 64H73V66H72ZM93 65V68L95 69V71L93 70V68H92V65ZM122 64H123V67H124V63L122 62ZM128 64V65H127ZM164 64V65H163ZM178 64H180V65H178ZM117 65L118 66H120L119 67V69L120 70H118L117 68ZM170 65V66H169ZM172 65V66H171ZM174 65V66H173ZM214 65V66H213ZM18 66H20V67H18ZM71 66V67H70ZM178 66V67H177ZM203 66L204 67H206V69H209L210 71H208V70H204V72L202 71L203 69ZM252 66H254V67H252ZM96 67H97V69H96ZM105 67H107V68H105ZM117 67V68H116ZM168 69V70H166L165 71V69L166 68ZM170 67H172V68H170ZM202 67V68H201ZM218 67H220L219 69H221V71H223V75H222V78H223V80L225 81V85H226V89H225V92L227 93V96H228V98L230 97V96H232L233 94H234V89H235V87L236 86H238L239 85V83L240 84H242L243 83V81L245 80L246 82H247V84H246V86H248V87H251V89L252 88H255L257 91H258V93L256 94L255 93V91L256 90H254V92H250V93H242V95L240 94V98H239V103H240V108H239V110L237 111V114H236V112H234V111H232V110H229L228 111V113H227V115L226 116H224V115H222V116H220L219 114V116L216 118V120H218V122L213 126V131H214V129H215V131L212 133V136L214 135V137L215 136H217V137H215V138H213V140L211 141V138L209 137L210 135H209V133H210V129L209 128H207L205 125H199V123H200V121H201V119H202V117H205V119H207L208 117H209V115H211L212 116V114H217V111L219 110V108H220V106H221V104H222V101H224L225 100V95L224 94H222L220 91L219 92H217L215 95H214V98L213 99H211V101L207 104H205V105H202L201 107H200V110H201V113H199V115H196V116H194L193 115V119H192V112L193 111H196L197 110V108H198V104H197V102H193V101H196V99H195V95H196V93H207V91L204 89V84L205 83H207L208 81H210V80H213V79H215V78H217V76L219 75V73H218V71H217V69L216 68H218ZM258 67V68H257ZM165 68V69H164ZM260 68V69H259ZM92 69V70H91ZM117 69V70H116ZM202 69V70H201ZM250 69V70H249ZM4 70H5V72H4ZM215 70V72H213ZM226 70V71H225ZM254 70V71H253ZM89 71V72H88ZM118 71V72H117ZM182 71V72H181ZM206 71V72H205ZM208 71V72H207ZM6 72H8V74L6 73ZM180 72V73H179ZM252 72V73H251ZM258 72V73H257ZM260 72H261V74H260ZM89 73V74H90ZM117 73V74H116ZM205 73H207V75L205 74V76H204V74ZM7 74V75H6ZM44 74V75H43ZM136 74V75H135ZM140 75L139 77H138V75ZM201 74V75H200ZM252 74V75H251ZM260 74V75H259ZM117 75V76H116ZM135 75V76H134ZM213 75V76H212ZM258 75V76H257ZM121 76V77H120ZM203 76V77H202ZM211 76V77H210ZM250 76H252V80L250 79L249 80V78H250ZM19 77H20V79H19ZM39 78H37V79H34V81H36L37 83L40 81V76H38ZM137 77H138V79H137ZM182 79H181V78ZM236 77V78H235ZM246 77V78H245ZM12 78L14 79L13 81H12ZM16 78V79H15ZM21 78H23V79H21ZM119 78H120V80H119ZM248 78V79H247ZM7 79V81H5ZM10 79V80H9ZM138 81H137V80ZM141 79H142V81H141ZM156 79V78H155ZM179 79V80H178ZM94 80V81H93ZM152 80H154V82L156 83H153L152 82ZM171 80H172V83H171ZM175 80V81H174ZM185 80V81H184ZM191 80H193V81H191ZM195 80H196V82H195ZM91 81V82H90ZM125 81V82H124ZM189 81V82H188ZM191 81V82H190ZM244 81V82H245ZM3 82H4V84H7L6 86H4V84H3ZM7 82V83H6ZM133 83V84H131V83ZM178 83L179 84V86H178V88H177V85H176V83ZM184 82H185V86H186V88L187 89H190L191 87V89L190 90H186V88H185V86H184ZM188 82V83H187ZM198 82H201L200 84L198 83ZM242 82V83H241ZM245 82V83H246ZM256 82V83H255ZM109 85H108V84ZM130 83V84H129ZM141 85H140V84ZM168 83H169V85H168ZM191 83H193V84H191ZM196 83V84H195ZM199 85H198V84ZM232 83V84H231ZM244 83V84H245ZM39 84H41V83H38L37 84V86L39 85ZM79 84V83H78ZM82 84V83H81ZM81 84H79L80 85V87H76V88H81ZM106 84V85H105ZM135 84V85H134ZM153 84V85H152ZM173 86H172V85ZM237 84V85H236ZM78 85V86H79ZM129 85V86H128ZM157 85V87L155 88V86ZM159 85H161V86H169V88L167 89V90H165V88H167V87H165V88H163V87H161V86H159ZM170 85L172 86V87H176L177 89L176 90H174V89H172V87L170 88ZM189 85V86H188ZM191 85H193V86H191ZM195 85H198L199 86V89H197L198 90V92H197V90H194V89H196V88H198V86H195ZM231 85H233L232 87L234 88H232L231 87ZM107 86H109V87H107ZM128 86V87H127ZM140 86V87H139ZM151 86H153L155 89H157L156 91H157V93L158 94H160V95H158L157 93H156V95L157 96H160V97H156V95H155V90H151V89H154V88H152ZM188 86V87H187ZM195 86V87H194ZM229 86V87H228ZM91 87V86H90ZM114 89H113V88ZM132 87H133V89H132ZM190 87V88H189ZM55 88H56V90H55ZM122 88H123V90H122ZM137 88V89H136ZM45 89H49V91H51V89L54 91L55 90V94H54V96L56 97V95H58L60 92H61V90H62V88L58 85V84H56V83H54V82H50V83H47L46 85H45ZM233 89V90H232ZM57 90H58V92H57ZM131 90V91H130ZM135 90H136V93H134L135 92ZM137 90H139V91H137ZM140 90H141V92H140ZM151 91V93H150V91ZM186 90V91H185ZM191 90H193L192 92L193 93H191ZM200 90V91H199ZM203 90V91H202ZM228 90V91H227ZM82 91V90H81ZM110 91V92H109ZM114 91V92H113ZM161 91V92H160ZM171 92V93H169V92ZM175 91V92H174ZM229 91H230V93H229ZM232 91V92H231ZM125 92H128V93H130L131 92V94H129V96H131V97H133V96H135V97H133V99L131 100V97H129L128 96V93H127V100L126 99H121L120 98V96L118 95L119 93H125ZM135 94V95H133V93ZM143 92V93H142ZM148 92V94H146ZM153 92H154V95H153ZM168 92V93H167ZM82 93V92H81ZM114 93V94H113ZM168 95H167V94ZM137 94H138V96H137ZM152 95V96H150V95ZM172 94V96L174 97V99H172V97H171V99L169 98L170 97V95ZM182 94H184V95H182ZM221 94V95H220ZM253 94V95H252ZM260 94V95H259ZM114 95H115V97L116 96H119V97H117L118 99H120V101L122 100L123 102H122V104H121V108H122V110H120V103H117V101H118V99L116 98V100H114L113 101V99L115 98L114 97ZM179 95H181L182 97L184 96L185 97V100H184V97H183V99H182V97L181 96H179ZM220 95V96H219ZM252 95V96H251ZM145 98H144V97ZM177 96V97H176ZM186 96H187V98H186ZM190 96H193V97H190ZM215 96H217V97H215ZM223 96V97H222ZM113 97V98H112ZM137 97V98H136ZM139 97V98H138ZM149 97H151V98H149ZM179 100H176V98ZM180 97V98H179ZM219 97V98H218ZM249 97V98H248ZM251 97V98H250ZM111 98H112V101H111ZM149 98V99H148ZM157 98L158 99H160V101L159 100H157ZM218 98V99H217ZM8 99H9V97H8ZM128 99H130L129 101H128ZM141 99H142V101H141ZM144 99V100H143ZM146 99H147V101H146ZM170 99V100H169ZM188 99V100H187ZM192 99H194V100H192ZM220 99V100H219ZM248 99V100H247ZM101 100V101H100ZM108 100V101H107ZM124 100H126L125 102H124ZM138 101L139 100V103H137L138 104V106H137V104H135L136 103V101ZM184 100V101H183ZM216 102H215V101ZM248 102H247V101ZM255 100V101H254ZM258 100V102L259 103H257L256 101ZM100 101V102H99ZM157 101H159L158 103H163L162 104V107H167L168 109H170L171 111H172V114H173V116H172V119L170 120V121H172V120H174L172 123H170L169 124V122H164L163 120V118L164 117H166L165 116V114L166 113H160L161 112V105L159 104H155V102L157 103ZM174 101H178V102H175L174 103ZM180 101H182V102H180ZM189 101V102H188ZM214 101V102H213ZM252 101H254V105H253V102ZM107 102H108V104H107ZM113 104H112V103ZM127 102H128V104H127ZM133 102H134V104H133ZM145 102V103H144ZM190 102H192V103H190ZM124 103V104H123ZM128 105H126V104ZM144 103V104H143ZM183 103V104H182ZM211 103V104H210ZM257 103V104H256ZM99 104V105H98ZM112 106H111V105ZM118 104V105H117ZM140 104V105H139ZM154 104V105H153ZM169 104V105H168ZM195 106H194V105ZM213 104H215V105H213ZM123 105H126V107L125 108H123ZM133 105V106H132ZM135 105H136V107L138 108V110H139V112H140V110L142 109L143 111L142 112H140V114H138L139 112L137 111V109H135V108H133V107H135ZM152 105V106H151ZM213 105V107H211ZM107 106V107H106ZM108 106L110 107L109 109H108ZM151 106V107H150ZM156 106H158L157 108H155ZM183 106H184V109H183ZM251 106V107H250ZM102 107V108H101ZM118 107V108H117ZM131 109V112H130V109ZM160 107V108H159ZM181 107V108H180ZM211 107V108H210ZM2 108V107H1ZM104 108H106V109H104ZM115 108H116V110H115ZM141 108V109H140ZM174 108V109H173ZM218 108V109H217ZM245 108V109H244ZM251 108V109H250ZM117 109H119V111L117 110ZM126 109V111H124ZM129 109V110H128ZM159 111H158V110ZM205 109V110H204ZM209 109H210V112L212 113H210L209 114ZM108 110H110L109 112H108ZM111 110L113 111V115L111 114L112 112H111ZM128 110V111H127ZM174 110H177V111H175L174 112ZM191 110V111H190ZM207 110H208V113H207ZM245 110V111H244ZM254 110V111H253ZM104 111V112H103ZM115 111H117V113H115ZM133 111L135 112L134 114H133ZM203 111H204V115H203ZM106 112H107V114H106ZM126 112H129V113H127V115L125 114ZM182 113V114H180V113ZM189 112V113H188ZM255 114H254V113ZM0 121L2 120V118L4 117V115H3V109H1L0 110ZM137 113V114H136ZM152 113V114H151ZM160 113V114H159ZM206 113H207V115H206ZM123 114V116H121V115ZM125 114V115H124ZM130 114V115H129ZM131 114H133V115H131ZM162 114V115H161ZM180 114V115H179ZM183 114H185V116L186 117H184L183 116ZM188 114V115H187ZM236 114V115H235ZM3 115V116H2ZM141 115V116H140ZM144 115H146V116H144ZM156 116L157 118H155V120H154V122L155 123H153L152 125H150L149 124V119H151V117L152 116ZM177 115V116H176ZM189 115H191V117L187 120V118H188V116ZM231 115V116H230ZM253 115L255 116V117H253ZM120 116H121V118H120ZM144 118H143V117ZM175 116V117H174ZM179 116V117H178ZM228 116H230V118H228ZM237 116V117H236ZM249 116H251V118L249 119ZM111 117V118H110ZM123 117V118H122ZM124 117H126V118H124ZM128 117V118H127ZM130 117V118H129ZM177 117V118H176ZM196 117V118H195ZM199 117V118H198ZM221 117V118H220ZM245 117V118H244ZM82 118H84V120L85 121H83V119ZM140 118V119H139ZM141 118H142V120H141ZM146 118V119H145ZM186 118V126H188V127H190V128H188L187 129V132L190 134V137H191V139L193 138V140H198V143H199V145L198 146H196V147H192V148H189V139L187 138V140H186V138L183 136V135H181V133H179L178 131H176V128H175V126H176V124H178V122L180 123V120L181 119H185ZM201 118V119H200ZM220 118V119H219ZM239 118V119H238ZM87 119L89 120V122H91V123H89L88 121H87ZM94 119V118H93ZM115 119V120H114ZM124 119H125V121H124ZM128 119H130V120H128ZM137 119H139L138 120V122H137ZM143 119H145V120H143ZM158 119V120H157ZM160 119V120H159ZM176 119H178V120H176ZM199 119V120H198ZM204 119V118H203ZM230 119H232V121H233V123H235V124H238L239 126H242L241 127V129H244L245 131H244V134H243V136H235V138L234 137H231V135H230V132H229V129H227V128H229V126H230V123H229V121L231 122V120ZM119 120H121L120 122H119ZM248 120H250V121H248ZM98 121V122H97ZM159 123H158V122ZM176 121H178V122H176ZM191 121V122H190ZM224 121H226V122H224ZM18 122H20V120L18 121ZM118 122H119V124H118ZM145 122V123H144ZM198 122V123H197ZM221 122H222V126H221ZM249 124H248V123ZM250 122H251V124H250ZM84 123H86V124H84ZM93 123V124H92ZM102 123V124H101ZM137 123V124H136ZM140 123H141V125H140ZM163 123V124H162ZM174 123H175V125H174ZM227 125H226V124ZM253 123V124H252ZM20 124V123H19ZM79 124H81V125H79ZM87 124H88V126H87ZM95 124V125H94ZM97 124H100V126H102V127H100V126H98ZM160 124V125H159ZM162 124V125H161ZM229 124V125H228ZM249 126H248V125ZM92 125H93V127H92ZM105 125V126H104ZM137 126V127H135V126ZM163 125L165 126L164 128H163ZM167 125V126H166ZM170 125V126H169ZM173 125V126H172ZM221 127H219V126ZM90 126V127H89ZM185 126V127H186ZM245 126V127H244ZM248 126V127H247ZM73 127V128H72ZM126 127V129H124ZM169 129H167V128ZM171 127V128H170ZM199 127V128H198ZM223 127V128H222ZM244 127V128H243ZM256 127V126H255ZM103 130H102V129ZM119 128V129H118ZM132 128V129H131ZM137 128V129H136ZM141 128V129H140ZM187 128V127H186ZM205 130H204V129ZM248 128V129H247ZM74 129V130H73ZM101 129V130H100ZM134 129L137 131L136 132V134H134L135 133V131H134ZM140 129V130H139ZM192 129V130H191ZM225 129V130H224ZM94 130V131H93ZM98 131V132H96V131ZM100 130V131H99ZM131 130V131H130ZM133 130V131H132ZM161 130V131H160ZM190 130V131H189ZM206 130H207V132H206ZM216 130H217V132H218V134L216 133ZM219 130V131H218ZM228 130V132H225V131H227ZM93 131V132H92ZM160 131V132H159ZM169 131H171L172 132V134H168V133H170ZM203 131V132H202ZM225 133H224V132ZM134 132V133H133ZM139 132V133H138ZM191 132V133H190ZM220 132V133H219ZM69 133H72V134H69ZM80 133H82V134H80V136H83V138L82 137H80L79 136V134ZM94 133H95V135H94ZM97 133V134H96ZM130 133V134H129ZM132 133V134H131ZM151 133V134H150ZM154 135H153V134ZM196 135H195V134ZM202 133H204V135H205V137L203 138V134ZM214 133H216V134H214ZM163 134V135H162ZM168 136H167V135ZM177 134V135H176ZM192 134V135H191ZM200 134H202V135H200ZM227 136H226V135ZM228 134L230 135V136H228ZM130 135H132V136H130ZM135 135H137V136H135ZM149 135H152V138H151V136H149ZM165 135H166V137H165ZM176 135V136H175ZM226 136V138H225V136ZM245 135V136H244ZM156 136V137H155ZM157 136H159V137H157ZM161 136V137H160ZM162 136H164V137H162ZM181 136H183V137H181ZM193 136V137H192ZM211 136V137H212ZM219 136V137H218ZM70 138V140H71V146L70 147H73L74 146V144H78V142H77V139H75V138ZM86 137V138H85ZM125 137V136H124ZM132 137V138H133ZM138 137V138H137ZM178 137V139H176V138ZM128 138L126 139L125 138V140H128ZM131 138V139H132ZM147 138H148V141H147ZM151 138V140H149ZM157 138H159V140L157 139ZM207 138H209L210 139V141L207 139ZM221 138V139H220ZM254 138V137H253ZM157 141L158 140V142H155V140ZM176 139V140H175ZM206 139V140H205ZM220 141H219V140ZM223 139H224V141H226V142H224L223 143ZM237 139V140H236ZM246 140V142H245V140ZM67 140H68V136H67ZM73 140H76V143H74L75 141H73ZM80 140V141H79ZM154 140V141H153ZM178 140V141H177ZM180 140L182 141V140H185V142L183 141V142H180ZM130 141V140H129ZM154 143H153V142ZM194 141V142H195ZM147 142V143H146ZM171 142H174V143H172L171 144ZM212 142H214L213 144H211ZM222 142V143H221ZM243 142V143H242ZM70 142H68V144H69ZM158 143V144H157ZM186 143H187V146H186ZM218 143V144H217ZM225 143H228L227 145L225 144ZM235 143V144H234ZM237 143V144H236ZM73 144V145H72ZM136 144H137V149H138V151H137V149L136 148H134L133 146H136ZM146 144V145H145ZM180 145L181 144V149L179 148V146L178 145ZM183 144H185V146L183 145ZM217 144V145H216ZM141 145L143 146L144 145V149H143V147H142V152L143 151H145V150H148V151H146V154H148V155H146V154H142V152L140 151L141 149H140V147H141ZM151 145V146H150ZM203 145V146H202ZM225 145V146H224ZM238 145H239V147H238ZM241 145H242V147H241ZM249 145H250V147H249ZM174 146H176V149H175V147ZM211 146V147H210ZM223 146V147H222ZM151 147H152V149H151ZM166 147V148H165ZM182 147H183V149H182ZM186 147H187V150H186ZM217 149H216V148ZM58 148H59V145H58ZM129 148H131V149H129ZM161 148V149H160ZM178 148V149H177ZM185 148V149H184ZM202 148V149H201ZM210 148V149H209ZM246 148H247V150H246ZM248 148H250V150L248 149ZM256 148V149H255ZM134 149V150H133ZM159 149V154H157L158 152H157V150ZM165 149H166V151H165ZM168 149H171V150H169L168 151ZM192 149V150H191ZM251 149H252V151H251ZM177 150V151H176ZM181 150H183V151H181ZM196 150V151H195ZM199 150V151H198ZM203 152H202V151ZM31 151H34L33 149H31L30 150V152ZM95 151H96V153H95ZM99 151H100V149L98 148V149H94L93 150V153H95L96 154V157L98 156V153H99ZM174 151H176V152H174ZM200 151H201V153L202 154H200ZM209 151V152H208ZM241 151H239V152H241ZM247 151H249L250 153H247ZM254 151V152H253ZM261 151V150H260ZM11 152V151H10ZM29 152V153H30ZM36 152V151H35ZM40 154L42 153L41 151H38ZM137 152V153H136ZM151 152V153H150ZM178 152V153H177ZM216 152V153H215ZM241 152V153H242ZM143 153H145V152H143ZM185 153V152H184ZM213 153V154H212ZM237 153V152H236ZM10 154V153H9ZM31 154H33V156L34 157H32V158H35V159H31ZM44 154V156L45 157H43L42 155ZM42 155H39V157L40 156H42V157H40V158H42V159H40L39 157H38V155L37 154H35L34 155V153H30L29 154V156H27L26 154H24L25 155V157L27 158V159H25V161H27V162H29L27 165H31V166H33V169H35V167L37 166V169H42V167H43V165H44V162L46 161V159H47V156L45 155V153H43ZM58 154H60V151H58ZM95 154H93L94 156H95ZM161 154V155H160ZM167 154V155H166ZM172 154V155H171ZM175 154V156H173ZM177 154V155H176ZM207 154V155H206ZM215 154H216V156H215ZM11 155V156H10ZM9 156L12 158V160H10V165H11V168L14 166V159L16 158L15 156H17L15 153H12V154H10ZM24 155L22 156V157H24ZM158 155V156H157ZM179 155H181V156H179ZM186 155V156H187ZM215 157H214V156ZM242 155V154H241ZM15 158H14V157ZM139 156V157H138ZM145 156V157H144ZM148 156V157H147ZM150 156V157H149ZM152 156V157H151ZM161 156V157H160ZM165 156V157H164ZM171 156H173L174 158H172ZM177 156V157H176ZM178 156H179V158H178ZM237 156H239V155H237ZM237 156H235L237 159H238V157ZM22 157H20L21 159H22ZM24 157V158H25ZM144 157V158H143ZM158 157H160V158H158ZM205 157V158H204ZM210 157V158H209ZM234 156H233V160H235L236 158H235ZM241 157V156H240ZM148 160H146V159ZM177 158V159H176ZM213 158V159H212ZM215 158H217V159H215ZM18 159V158H17ZM29 159V160H28ZM31 159V160H30ZM143 159H145V160H143ZM167 159V160H166ZM16 160V159H15ZM23 160V159H22ZM21 160V161H22ZM34 160H35V162L37 161V162H39V163H35L34 162ZM123 160V161H122ZM125 160V161H124ZM143 160V161H142ZM166 160V161H165ZM211 160H213L214 161V163H212V161ZM220 160V161H219ZM34 162V163H30V162ZM156 161V162H155ZM202 161V162H201ZM123 162V163H122ZM141 162H147L146 164H143V163H141ZM208 162H209V164H208ZM251 162H252V164H251V167H250V170H251V168H252V170L249 172L250 173V176L252 177V176H254V174H255V171L258 169V165L260 164V160H259V158L257 157V155H255L253 158H252V160H251ZM178 162H176L174 165H173V167H172V170H171V178L174 180V182H176V183H174L172 186H173V188L172 189H174V192H175V194L176 195H179V196H181V195H183L184 194V184H185V182L182 180V178H181V176H182V173H184L185 171H187V169H186V167L185 166H187L186 165V163H183V162H181V164L180 163H178ZM183 163V164H182ZM203 163V164H202ZM210 163L211 164H213L214 166H216V168L215 167H213V169L211 168L210 169ZM217 163V164H216ZM32 164H34V165H32ZM201 164V165H200ZM255 164V165H254ZM36 165V166H35ZM145 166V167H147V168H145V167H143V166ZM179 165V166H178ZM183 165V166H182ZM206 165H208V166H206ZM212 165V166H213ZM181 166V167H180ZM206 166V167H205ZM124 167H126L127 168V170H123V168ZM150 167V168H149ZM207 167H209V168H207ZM80 168V167H79ZM138 168H140V170H141V174H140V171L138 170ZM153 168V169H152ZM134 169V170H133ZM148 169V170H147ZM87 169H84V170H82V168H80V169H78V173H77V171H76V169L75 168H73V166L72 165H70L69 166V168H68V170H66V172L68 173H65V174H63V176H64V178H67L68 176H69V179L72 181L73 179H74V183L76 184H73L74 186H72V184L70 185L69 184V186H70V188H68V193L71 195V196H69L70 198H69V200H70V205L73 207V206H78L76 209H77V211H74L75 210V207L73 208L74 210H72V211H74V212H76V213H79V216L80 217H78V218H80V219H82L83 221H85L86 219H88V218H90V217H92L93 216V206H92V203L88 200V202H87V197L85 196V195H83V190H84V187H85V185H86V181H87V179H88V175L90 174L89 173V171H86ZM132 170V171H131ZM136 170H138L139 172H136ZM153 170V171H152ZM207 170H209V171H207ZM211 170V171H210ZM213 170V171H212ZM74 171H76V172H74ZM80 171V172H79ZM83 171V172H82ZM151 171H152V173H151ZM12 173V172H11ZM73 173H75L74 175H73ZM133 173V174H132ZM150 173V174H149ZM76 174H78L77 175V177H76ZM88 174V175H87ZM139 174V175H138ZM149 174V175H148ZM181 174V175H180ZM187 174H188V171H187ZM215 174V175H214ZM14 175L16 176V173H14ZM82 176V177H80V176ZM195 175V174H194ZM194 175H191V177L189 178V179H187V199H189L188 201H191L192 199H191V197H192V195H193V193L195 192L194 191V189L195 188H197V190H199L202 186V188L201 189H204V191H207V190H209V187H207L208 186V184H206V182L204 183L203 181H206V180H202L203 178H201L200 177V175H199V177H197V176H194ZM18 176V175H17ZM16 176V178H15V181H17V182H19L21 179H20V177L18 178ZM63 176H61L60 175V177H58V180H55L54 181V183L56 184V186H55V193H57V194H59L58 195V199H59V205L57 206L56 205V203L54 202V206L52 207V209H51V213H49V215H52V214H54L55 213V215H54V219L56 218L55 216L57 215V213H58V211L60 212V210H58V209H60V208H62V207H64V209H70L71 207H70V205H68V204H65L64 203V199L60 196V194H61V191L64 189V187L65 186H68L67 184H68V178L67 179H64V180H62L61 181V179H62V177ZM66 176V177H65ZM71 176H74L73 178L71 177ZM80 178H79V177ZM170 177V176H169ZM250 177V178H251ZM61 178V179H60ZM82 178V179H81ZM136 178H137V180H139V181H136ZM196 178V179H195ZM199 179V180H198ZM131 180H133V181H131ZM155 180V181H154ZM182 180V181H181ZM71 181H69V182H71ZM82 181V182H81ZM168 181V178L166 179V181L165 182H167ZM197 181V182H196ZM202 181V182H201ZM66 182H67V184H66ZM81 182V183H80ZM133 182V183H132ZM137 182V183H136ZM192 182V183H191ZM58 183H60L59 185H58ZM131 183V184H130ZM155 183V184H154ZM182 183V184H181ZM184 183V184H183ZM78 184V185H77ZM126 184V185H125ZM131 185V187H129L128 188V186H130ZM134 184H135V186H134ZM198 184V185H197ZM201 184V185H200ZM57 185L59 186V187H57ZM156 187H155V186ZM180 185H182V187L180 186ZM197 185V186H196ZM80 186V187H79ZM119 186V187H118ZM121 186H125V188L123 189V187H121ZM137 186V187H136ZM196 186V187H195ZM78 187V188H77ZM97 187V188H96ZM144 188V190H143V188ZM58 188H59V190H58ZM134 190H133V189ZM193 188V189H192ZM98 189L100 190V191H98ZM108 189V190H107ZM111 189V190H110ZM115 189V190H114ZM125 189H126V191H125ZM128 189V190H127ZM158 189V188H157ZM181 189V190H180ZM104 190H106L104 193L106 194L107 193V191H108V193H109V196H108V194H107V196H102L103 194V191ZM110 190V191H109ZM122 190V191H121ZM124 190V191H123ZM140 190V191H139ZM141 190H143L142 192H141ZM179 190H180V192H179ZM71 191H73V192H71ZM120 191V192H119ZM137 191V193H142L141 195L140 194H137V193H135ZM123 192H125V193H123ZM73 193V194H72ZM113 193V194H112ZM180 193V194H179ZM79 194H80V196H79ZM99 194V195H98ZM101 194V195H100ZM121 194V195H120ZM126 194V195H125ZM137 194V195H136ZM83 195V196H82ZM98 195V196H97ZM127 196V195H129V196H127L126 198H125V196ZM175 195V196H176ZM79 196V197H78ZM121 196V197H120ZM137 196V197H136ZM56 197L57 196H55V199H54V201H56L57 202V200H56ZM82 197V198H81ZM84 197V198H83ZM110 197H111V199H110ZM61 198V199H60ZM74 198H76L75 200H74ZM78 198V199H77ZM80 198V199H79ZM106 198H108V201H105V199ZM75 202H74V201ZM83 200V201H82ZM114 200V202H112ZM104 201V202H103ZM43 202V201H42ZM46 202V201H45ZM74 202V203H73ZM41 203V202H40ZM77 203H79L80 205H82L83 203V205L82 206H80L79 204H77ZM87 203H88V205H87ZM43 204V203H42ZM63 204H64V206H63ZM75 204V205H74ZM36 205V204H35ZM47 205V206H46ZM87 205V206H86ZM152 205V206H151ZM158 205V204H157ZM157 205L156 204H154V203H148V204H146L145 206H144V208H146V209H142L143 210V213H145V216H144V214L142 215V216H144V217H146V215H147V217L146 218H144L145 220V225H146V227H147V223H148V220H149V217H150V212L152 211V208L154 209V207L156 206L157 207ZM37 207L36 208H38V204L36 205ZM160 207H161V205H159ZM158 206V207H159ZM42 208H46V207H49V204L48 203H45L44 205H42L41 206ZM58 207H60V208H58ZM84 207V208H83ZM86 207V208H85ZM150 207V208H149ZM160 207H159V209H160ZM57 209V210H56ZM133 210H131V211H129V212H126L125 214H127V216L128 217H126V215H124V216H122V219H127V218H132V219H135L136 218V211H135V208H132ZM53 210H54V213H53ZM62 210V209H61ZM81 210V211H80ZM145 210V211H144ZM57 211V212H56ZM65 211V210H64ZM81 213H80V212ZM150 211V212H149ZM62 212V211H61ZM70 211H68L66 214L65 213H63L62 214V216H63V221H64V223H63V221L62 220H60V221H57V220H59V219H57L56 218V222H54V220H52V221H50V219H53V218H51V217H49L48 215H46L45 217L46 218H44V219H47V217H48V219L47 220H49V221H46V223H48V226H47V224L45 225H43L44 226V228L42 227V226H38V225H35L33 228H35L34 230H36V229H38L39 231L37 232V231H35V248H36V251L38 252V253H40L41 255L40 256H42L41 257V259L40 260H47V261H56V260H63V259H67L68 258V260L69 261H74L73 260V258H75V260H79V261H81V259H83V257L85 256V255H87L86 253H84V248H83V250H82V248L80 247V248H76V245L74 246V242L72 243L71 242V245L73 244V246H69V245H67L65 242H64V240L62 241V234H63V231H61L62 230V228L65 226V225H67L69 222V219H67V215H69L70 213H69ZM135 212V215L132 217V215L133 214H131V213H134ZM148 212V213H147ZM129 214V215H128ZM58 215H61V213L60 214H58ZM76 216H78V215H76ZM58 217V216H57ZM60 217V216H59ZM143 219V217L141 218V220ZM60 222V223H59ZM51 223V224H50ZM56 223L58 224L57 226H56ZM67 223V224H66ZM142 223H143V220H142ZM106 224V223H105ZM112 224V223H111ZM144 224H143V226L142 227H145L144 226ZM183 224V222L180 224V226ZM51 225V226H50ZM109 225V224H108ZM8 225H6V227H7ZM46 226V227H45ZM49 226H50V228H49ZM56 226V227H55ZM146 227H145V229H146ZM8 228H10V225H9V227ZM43 228V229H42ZM46 228V229H45ZM60 228V229H59ZM111 228H113L114 229V232L115 231H117L116 230V228L115 227H111ZM110 228V229H111ZM16 229V230H15ZM14 229V233H16V234H18L19 232V228H15ZM49 229H51V230H49ZM56 229V230H55ZM59 229V230H58ZM112 229V230H113ZM44 232H43V231ZM112 230H110L111 232L110 233H113V231ZM146 231H147V233L145 232V230H143V232L141 233L142 235V240L140 239V234L138 235L139 237L136 239V240H132V238H135V237H132V238H130V240H128L129 238H127V241L128 242H125V244L127 243L128 245H126V246H124V248H122V246H123V243L122 242H120L119 244L121 245H119L118 244V247L120 246L122 249H124V250H126L127 248H130V247H135V248H138L139 250H140V245H141V243H142V241H154L155 240V237H154V235H156V233L154 234V233H152L151 232V230H148V229H146ZM153 231V230H152ZM18 232V233H17ZM34 232V231H33ZM151 232V233H150ZM154 232H155V230H154ZM78 233V238L80 237L79 236V234L81 233L80 231H78V232H76V234ZM86 234V231H84L83 232V234ZM43 234H45V235H43ZM75 234V236H77ZM84 234V235H85ZM150 234H152V235H150ZM81 235V234H80ZM128 235V234H127ZM149 235V236H148ZM37 237H40V238H38V240H36L37 239ZM42 237V238H41ZM49 237V238H48ZM131 237V236H130ZM145 238V239H144ZM153 238L154 240H151V239ZM139 239V240H138ZM41 240H42V242H41ZM44 241H46V242H44ZM125 241H126V239H125ZM130 241H134L131 245H129V242ZM44 242V243H43ZM137 242H138V244H137ZM36 243H37V245H36ZM54 243V244H53ZM90 243H92V242H90ZM43 244V245H42ZM53 244V245H52ZM135 244V245H134ZM57 245V246H56ZM110 245H111V247H110ZM134 245V246H133ZM14 246V245H13ZM61 246V247H60ZM70 247V249H68L67 247ZM106 246V247H105ZM112 246H114L113 244H110L109 242L108 243H105V245L101 248V250H105L106 248H107V250H106V253L108 252H110V250L112 249ZM130 246V247H129ZM9 247V246H8ZM12 247V245H10V247L9 248H11ZM54 247V248H53ZM127 247V248H126ZM23 248V247H22ZM39 248V249H38ZM52 248H53V250H52ZM58 248V249H57ZM67 248V249H66ZM111 248V249H110ZM76 251H75V250ZM110 249V250H109ZM118 249V248H117ZM116 249V250H117ZM122 249H120L119 248V251L117 250V252H120V251H122ZM21 250V249H20ZM57 250H60L59 252L57 251ZM22 251V252H21ZM21 251H19L20 252V254H21V258H22V256H23V258L24 259H28L29 258V253H28V251H25V249L24 250H21ZM52 251V252H51ZM70 251V252H69ZM75 251V252H74ZM113 251H115V249H114V247H113V250H112V252H110V254H112L113 253ZM56 252H58L57 254H56ZM60 253V254H59ZM73 253H74V255H73ZM79 253V254H78ZM107 253V254H108ZM116 253V252H115ZM139 254H140V251L138 252ZM137 253V254H138ZM232 252L231 251H229V257L228 258H225V260L226 261H228V260H230V259H232L233 257H234V255H233V253L231 254ZM20 254H19V256H20ZM48 254V255H47ZM78 254V255H77ZM83 254H85V255H83ZM46 255H47V257H46ZM64 255V256H63ZM72 255V256H71ZM76 255V256H75ZM62 256H63V258H62ZM89 256V255H88ZM88 256H86V257H88ZM61 257V258H60ZM85 257V258H86ZM59 258V259H58ZM72 258V259H71ZM99 259L100 258V253H99V255H96V257H93L92 256V261L93 260H95V259ZM20 259V258H19ZM197 259H198V257H197ZM228 259V260H227ZM4 261H6V260H4ZM78 261V262H79ZM191 261H193V260H190V262ZM195 262H197V264H199V262H203V260H202V258H199L198 260H196Z\"/></svg>", "mask_w": 264, "mask_h": 264}, {"label": "snow or ice", "instance_id": "snow-or-ice-1", "mask_svg": "<svg viewBox=\"0 0 264 264\" xmlns=\"http://www.w3.org/2000/svg\"><path fill=\"white\" fill-rule=\"evenodd\" d=\"M5 8L13 7V5L4 4ZM23 7L36 8L40 10V16L38 23L47 22L51 17L48 15V9L63 7L59 5H25ZM248 7H254L249 5ZM261 18H262V31H264V0H260ZM25 38L30 39L31 35L25 33ZM262 79H264V58H262ZM260 194H261V236H260V254L261 259L259 262L250 259H234L228 261H212V262H199V264H264V88L261 93V160H260ZM195 230V226L193 229ZM155 243V241H150ZM128 255H136L139 252L138 248L130 247L126 249ZM0 264H144L142 261L127 260V261H88V262H74L68 260H56V261H45V260H26L16 259L0 261ZM184 264H197V262H184Z\"/></svg>", "mask_w": 264, "mask_h": 264}]
</instances>
